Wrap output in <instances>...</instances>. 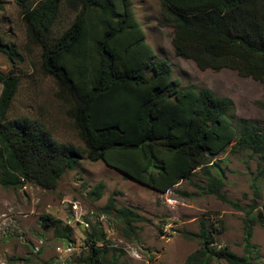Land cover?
Wrapping results in <instances>:
<instances>
[{"label":"trees","instance_id":"16d2710c","mask_svg":"<svg viewBox=\"0 0 264 264\" xmlns=\"http://www.w3.org/2000/svg\"><path fill=\"white\" fill-rule=\"evenodd\" d=\"M25 34V50L39 51L41 73L54 80L55 98L83 145L57 142L41 123L9 119L20 85L10 71L0 74V188L19 191L32 186L54 191L62 175L85 158L102 162L147 189L164 195L199 171L206 180L199 192L244 213V255L217 246L215 222L201 220L198 249L184 264H263L251 257L253 227L263 211L253 201L247 210L229 200L222 188L218 164L212 160L230 151H248L264 161V125L230 118L228 98L207 89L181 86L165 61H155L152 47L136 19L131 0H13ZM156 24L171 30L176 57L194 62L201 71L229 70L264 85V0H158ZM3 0H0V7ZM63 12L73 19L59 35L53 27ZM0 53L11 63L23 56L0 35ZM79 149V150H78ZM103 183L89 192L102 197ZM254 199L257 189L252 185ZM114 210L121 238L132 240L139 223L148 222L128 209ZM43 230L69 244L72 229L50 215L39 217ZM87 224V223H86ZM77 264H117L122 249L112 246L98 222L84 233Z\"/></svg>","mask_w":264,"mask_h":264},{"label":"rangeland","instance_id":"374dc122","mask_svg":"<svg viewBox=\"0 0 264 264\" xmlns=\"http://www.w3.org/2000/svg\"><path fill=\"white\" fill-rule=\"evenodd\" d=\"M131 1L146 41L154 51V60L167 62L173 79L181 86L194 85L197 89L211 91L216 97L230 99L234 104L230 115L233 122L244 119L260 127L264 125V85L229 70L201 71L194 62L176 57L171 46V30L156 24L159 1ZM72 19V13L63 12L52 29L53 34L59 35ZM0 35L24 59L23 63H11L0 53V74L13 71L20 78L8 118L36 120L57 142L83 149L64 107L54 96V80L41 73L39 51L33 49L28 54L25 50L24 27L13 0H3L1 4ZM213 163L218 164L213 174L220 172L222 191L229 200L245 210L254 201L257 208L253 216L263 211L264 161L248 151L232 153L229 147L212 160ZM98 183H103L104 189L102 197L94 202L88 194ZM196 185H206L199 171L190 182H180L161 195L124 178L102 162L91 163L84 158L75 170L62 175L54 191L32 186L19 191L0 188V264H77L79 254L85 250L84 233L95 221L106 231L112 246L123 250L117 264H184L198 249V241L189 239L186 234L198 233L201 220L217 225V246H226L243 256L244 213L213 196L201 194ZM252 185L257 189L258 199H254ZM110 199L115 209L128 208L148 220L137 224V235L132 240L121 238L117 232L119 223L114 218V210L110 209V216L103 213ZM42 215H50L68 225L72 229L70 239L74 242L60 241L52 231L43 230L39 221ZM251 244V257L264 264V216L262 223L253 227ZM68 246L71 252H65ZM211 264L227 263L213 261Z\"/></svg>","mask_w":264,"mask_h":264},{"label":"water","instance_id":"95a60500","mask_svg":"<svg viewBox=\"0 0 264 264\" xmlns=\"http://www.w3.org/2000/svg\"><path fill=\"white\" fill-rule=\"evenodd\" d=\"M103 213L110 216L112 214V212L110 210H103Z\"/></svg>","mask_w":264,"mask_h":264},{"label":"built area","instance_id":"2783aa9c","mask_svg":"<svg viewBox=\"0 0 264 264\" xmlns=\"http://www.w3.org/2000/svg\"><path fill=\"white\" fill-rule=\"evenodd\" d=\"M72 248L70 246H68L66 249H65V252H71Z\"/></svg>","mask_w":264,"mask_h":264}]
</instances>
